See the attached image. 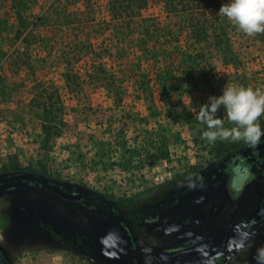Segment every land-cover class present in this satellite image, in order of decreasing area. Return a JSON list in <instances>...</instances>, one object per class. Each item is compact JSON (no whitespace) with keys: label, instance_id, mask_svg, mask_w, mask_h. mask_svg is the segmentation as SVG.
Wrapping results in <instances>:
<instances>
[{"label":"rangeland","instance_id":"obj_1","mask_svg":"<svg viewBox=\"0 0 264 264\" xmlns=\"http://www.w3.org/2000/svg\"><path fill=\"white\" fill-rule=\"evenodd\" d=\"M219 9L211 14L219 16ZM142 14L152 19L150 33L142 40L138 19L133 27L140 34L125 39L108 0H0V177L31 174L108 200L138 235L140 264H197L196 250H165L181 249L216 226L198 225L189 236L175 221L187 214L205 219L209 210L197 203L201 179L217 165L229 173L233 161L255 147L243 140L210 144L201 138L207 126L197 114L226 84L264 91V42L221 16L232 53L212 50L202 58L162 4L150 0ZM168 69L169 79L159 83ZM45 106L51 133L60 131L48 143ZM217 116L225 128L234 127L223 107ZM259 123L264 131V116ZM223 180L213 191L222 196V238L262 197L249 187L236 206L232 197L238 200L241 192ZM59 201L25 182L0 188V246L7 257L13 264H106L102 247L89 245L93 225L85 205L62 203L77 214L75 249L54 243L51 229L31 223L32 211ZM260 249L264 225L222 264H260Z\"/></svg>","mask_w":264,"mask_h":264},{"label":"flooded vegetation","instance_id":"obj_2","mask_svg":"<svg viewBox=\"0 0 264 264\" xmlns=\"http://www.w3.org/2000/svg\"><path fill=\"white\" fill-rule=\"evenodd\" d=\"M263 141L264 139L259 141L247 156L236 158L231 165L232 170L229 173L225 174L222 167L221 170L213 168L201 179L200 189L197 191V203L199 204L198 207L203 210H209L207 215L205 213V219H198L197 221L195 216L187 214L177 217L175 221L180 228V233L183 235L190 236V232L198 225H202V228L206 227V225L209 227L213 225L214 227L216 226L215 229L198 240L194 239L183 243L181 249H173L172 251L171 249H166L167 251L165 250V252L181 254L184 251L193 249L197 251V256L200 258L197 264H222L224 259L230 257L231 252L234 251L240 241H246L263 227L264 223L259 226L258 224L264 221V150H256V147ZM221 179H224L223 183L227 189L241 192L238 200L234 196L232 197V204L236 206H242L241 202L246 193H248L249 187L254 190V194H258L260 191L262 195L256 209L252 213H247L246 216L230 222L223 238L221 229L218 227L223 210L222 196L220 195L216 198L213 193L216 183ZM17 182L21 181H10L0 185V188ZM31 185L60 200L57 203L60 205L43 206L32 211L30 216L31 223L44 225L52 230L54 243L63 241L67 249L76 248L77 241L74 236L72 219L77 218V214L74 208L66 209L62 203H77L85 205L91 211L93 230L90 233L89 245L92 249H97L99 246L102 247L101 249H103L107 259L106 264H140L141 252L137 239L138 235L132 229L127 218H124L108 200L98 196L72 192L62 187L70 197L64 198L51 190L43 189L38 183L29 182L28 187ZM256 187L258 191H256ZM226 195L229 196V194ZM212 199H214L213 203H211ZM253 216L256 218L252 219ZM0 264H13L1 246Z\"/></svg>","mask_w":264,"mask_h":264},{"label":"clouds","instance_id":"obj_3","mask_svg":"<svg viewBox=\"0 0 264 264\" xmlns=\"http://www.w3.org/2000/svg\"><path fill=\"white\" fill-rule=\"evenodd\" d=\"M217 15L225 17L243 34L253 37L264 34V0H229L222 4ZM223 107L227 120L234 125L224 127V120L217 116ZM264 116V91L243 85L226 84L222 94L210 96L201 106L197 119L207 126L202 139L210 144L219 140H243L251 146L259 143L264 131L260 118ZM258 261L264 264V249L258 250Z\"/></svg>","mask_w":264,"mask_h":264},{"label":"trees","instance_id":"obj_4","mask_svg":"<svg viewBox=\"0 0 264 264\" xmlns=\"http://www.w3.org/2000/svg\"><path fill=\"white\" fill-rule=\"evenodd\" d=\"M14 2V0H13ZM150 0H108V8L110 16L113 20L122 23L121 35L125 39H134V36L141 30V38L146 37L150 32V21L142 15L149 7ZM229 0H156V3L162 4L167 16L173 19L181 36L185 37L193 45L196 52L195 56L204 58L206 52L217 50L226 53H232L228 33L224 27V18L214 16L211 11L219 9L222 4L228 3ZM14 5V4H13ZM141 19L139 29L133 27L137 24L136 20ZM140 34V33H138ZM171 35V32L166 33ZM172 36V35H171ZM174 37V36H172ZM258 38L264 42V34H258ZM154 57V53H152ZM194 55L188 54L190 64H195ZM170 69L163 70L159 73L158 82H167L170 75ZM43 133L45 134V142L48 143L52 136H57L60 131L51 133V125L48 119V108L44 107V121L42 124ZM217 170L221 167L217 165ZM46 173L38 172L37 175H45Z\"/></svg>","mask_w":264,"mask_h":264},{"label":"water","instance_id":"obj_5","mask_svg":"<svg viewBox=\"0 0 264 264\" xmlns=\"http://www.w3.org/2000/svg\"><path fill=\"white\" fill-rule=\"evenodd\" d=\"M256 150H264V141L259 146L256 147ZM10 181H21V182H25L27 185L29 182L38 183L43 189L51 190L52 192L57 193L64 198H70L62 187L44 181L39 176H35L31 174H18V175H7L4 177H0V185L6 184ZM262 223H264V221L259 223L258 226L261 225Z\"/></svg>","mask_w":264,"mask_h":264}]
</instances>
